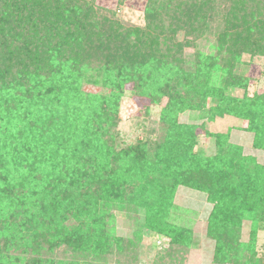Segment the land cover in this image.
<instances>
[{
  "label": "trees",
  "instance_id": "1",
  "mask_svg": "<svg viewBox=\"0 0 264 264\" xmlns=\"http://www.w3.org/2000/svg\"><path fill=\"white\" fill-rule=\"evenodd\" d=\"M79 1L0 0V264H46L47 260L42 258L44 253L63 248L74 253V259L48 260L50 264H85L82 262L87 259L96 263L105 236L102 237L106 228L104 208L108 212L114 207L123 210L128 206L133 209L131 212H138L142 207L139 197H157V202L162 201L167 207V215L162 216L167 219L166 223L159 219V212H153L152 217L144 213L141 219L144 229L148 228L150 220L157 221L155 230L160 239L190 247L195 236L192 228L170 222L169 214L180 210L174 203L179 186L206 194L208 202L213 204L207 229L211 239L216 240L212 263L264 264L257 250L259 233L264 231V166L242 157L241 147L225 145L230 166L220 175L194 172V165L189 163L169 182L158 150L151 155L145 143L121 150L106 143L103 125L116 126L113 115L116 99H111V105L108 102L107 110L102 109L95 125L86 123L80 129V120L76 124L70 122L73 109L83 97L78 83L83 78L92 80L81 70L86 67L90 51L94 48L97 53L99 44L110 41L109 37L120 39L122 36L119 27L113 25L110 27L112 34L98 30V24H94L91 17L96 16V12ZM247 1L231 0L223 26L213 28L208 21V12L213 6L209 2L187 0L178 3L171 17L174 28L169 25L170 33L162 28L163 15L149 9L148 31H142L138 47L153 50L157 43L153 40L172 33L177 51H182L192 38L211 34L215 37V46L224 54L220 62L218 56L206 57L204 52L198 51L184 61L190 63L194 59L195 66L192 63L190 68H184L182 77L174 71L168 83V94L174 104L164 112L163 122L175 120L173 110L178 105H181V112L189 107L200 109L201 100L218 88L239 86L234 69L240 64L242 54L264 56V9L259 5L248 8ZM181 38L185 40L182 42ZM143 57L142 65L150 71L152 66L156 69L155 54L152 59ZM136 60L135 51L131 61L126 58L121 63L130 70ZM204 70L213 72L211 84ZM143 92H151L153 97L155 88L147 91L143 88ZM218 101L215 113L249 119L248 131L254 134V147L264 150V95L255 97L247 106L244 100L225 97L219 91ZM40 150L43 151L40 153ZM44 151H49L48 165L56 174L64 171L73 159L78 161L80 153L83 169L88 168L92 177L99 181L97 197L102 199L92 204L76 202L79 223L73 227L65 225L66 214L59 203L42 205L37 202L43 199L39 192L47 197L52 190L51 181L48 182L44 174L29 175L37 169L34 162L45 155ZM208 164L210 166L211 161L207 160ZM228 168L238 173L237 178ZM64 192L68 195L66 190ZM240 192L247 197L238 196ZM182 213L189 216L194 211L183 208ZM245 220L251 222L248 241L242 236ZM13 248L19 253H12Z\"/></svg>",
  "mask_w": 264,
  "mask_h": 264
},
{
  "label": "rangeland",
  "instance_id": "2",
  "mask_svg": "<svg viewBox=\"0 0 264 264\" xmlns=\"http://www.w3.org/2000/svg\"><path fill=\"white\" fill-rule=\"evenodd\" d=\"M186 1H79V3L85 4L96 12V16L91 17L93 18V23L98 24V30L102 29V31H108L109 34H112L110 27L113 25L119 27L122 36L120 39H112L108 36L110 41L99 44L97 53L94 48L90 51L88 60L85 62L86 67L81 70L86 74V78L90 77L94 81L83 78L81 83H78L83 97L80 100L76 99L78 96L74 98L79 100V103L73 109L70 122L72 120L76 124L80 120V129L86 123L95 125L100 119L98 115L102 109L111 99H116L117 103L113 106L115 109L113 115L117 124L112 128H108L107 124L103 125L104 129H106L105 133L108 141L106 143L115 150L118 148V150L131 148L145 143L151 155L158 150L161 155V164L167 169L165 173L169 182L172 181L171 177L179 176L189 163L194 165V172L202 171L212 176L217 173L220 175L221 171H225L227 166H230V160L225 156V145L228 143L241 147L242 157L254 159L257 164L264 166V150L254 147V134L248 131L250 127L249 119L228 115L220 116L215 113V110L218 109L219 91L225 97L230 96L239 101L244 100L247 106L248 102L255 97L264 95V56L242 54L240 64L234 69V75L239 79L237 81L239 86L218 88L219 90L214 94H209L201 100L200 109H191L189 107L181 112V105H178L173 110L175 120L163 122L162 116L164 112L169 106L171 107L174 104L168 94V88L170 87L168 83L173 79L174 71L177 72L178 76L182 77L181 71L184 68H190L195 60L193 59V62L190 63H185L184 61L190 59L198 51L204 52L203 54L206 57L218 56L220 62L224 55L215 46L217 45L216 40L211 34H207L205 38H192L188 46L186 45L182 51H177V41L174 40L172 33L164 34L166 39L163 37L161 39L157 38V41L153 40L154 43L157 42L154 44L153 50L145 46L144 48L138 47L137 40L142 39L140 38L143 34L142 31H148L147 13L149 9H154L163 15L162 28L170 33L169 25L171 24L174 10L177 9L178 3ZM206 1L213 5L211 6V11L208 12L209 24L212 25V28L218 25L222 27L226 13L231 8V0ZM252 1L255 3H252ZM255 5H259L261 9H264V0H248L246 6L250 8ZM183 8L184 5L181 6V9ZM173 28L174 25H172ZM136 29L139 30V36L136 34ZM184 40L185 38H181L182 42ZM135 51L137 60L133 64V69L128 70L129 68L121 63L122 59L127 58L131 61ZM154 54L156 56L153 57L155 59L154 68L156 69L153 70L152 66L150 71L148 67L146 68L141 64V56L143 55V58L149 56L148 58L152 59ZM193 65L195 66L194 63ZM114 67L119 69H113ZM204 73L208 84H211L213 72L204 70ZM152 87L155 88L153 97H151V92H143V88L147 91L152 90ZM109 105H111V102ZM192 146L194 147L188 153V149ZM42 151L40 150L39 152L41 153ZM48 152L44 151L42 154L46 156L43 155L39 160H35L36 162L34 163L37 169L35 168V170L29 172V175L35 172L44 174L47 181H51L52 190L49 192L50 196L43 197L41 192H39V197L44 200L41 199L37 202L42 205L48 202L59 203L66 214L65 225L73 227L79 223L77 221V212L75 211L76 202L85 201L92 204L94 200L102 199V197H97L100 192V188H98L99 181L92 177V173L88 168L83 169L80 153L78 154V161L73 159L74 162L68 163L64 171L56 174L55 170L52 171L51 166L48 165L50 162ZM206 159L208 163L211 161L212 164L210 166L209 164L207 165ZM203 160L206 161L205 164ZM215 164L216 166H213ZM228 170L237 178V172L231 168H228ZM178 171L179 175H176ZM63 179L65 180L64 184ZM65 190L68 195H65ZM86 195L89 197H86ZM238 196L247 197L244 192L238 193ZM156 198L154 196L139 197L138 201L142 207L138 208V212H131L133 209L128 206H125L123 210L114 207L108 212L104 208L103 223H105L106 226L104 225V227L106 228L102 235L103 237L105 234L98 261L95 263L92 259H87V261L82 263L214 264L212 263V254H214L216 240L211 239L207 230L208 218L213 204L208 202L207 195L192 189H186L183 186H179L175 194L174 203L180 210H173L169 214L170 222L180 227L192 228L195 236L190 247L178 246L170 241L167 242L163 238L160 239L155 230L158 224L156 223L157 221L154 223V221L151 222L150 220L148 223L149 229L143 228L145 225H143L141 219L144 213L152 217L151 214L153 212H159L161 215L159 219L162 218L161 222L166 223L167 219L164 220L162 217L167 215L166 204L162 201L157 202ZM183 208L191 209L194 213L188 216L182 213ZM240 209H243V207ZM163 212L165 213L162 214ZM250 231L251 222L245 220L242 229L243 240L248 241ZM257 248L259 257L264 258V231L259 233ZM12 253L18 254L19 252L13 248ZM74 256V253L63 248L61 251L54 253H44L42 258L45 261L47 260L48 263L46 262V264H50L49 261H70L74 259Z\"/></svg>",
  "mask_w": 264,
  "mask_h": 264
}]
</instances>
